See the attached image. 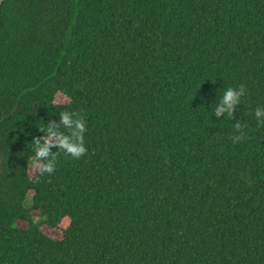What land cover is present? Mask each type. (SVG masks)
I'll list each match as a JSON object with an SVG mask.
<instances>
[{"label": "trees", "instance_id": "16d2710c", "mask_svg": "<svg viewBox=\"0 0 264 264\" xmlns=\"http://www.w3.org/2000/svg\"><path fill=\"white\" fill-rule=\"evenodd\" d=\"M241 84L235 118L216 117ZM257 108L264 0H5L0 264H264ZM62 111L82 112L87 154L31 175Z\"/></svg>", "mask_w": 264, "mask_h": 264}, {"label": "clouds", "instance_id": "9594fccd", "mask_svg": "<svg viewBox=\"0 0 264 264\" xmlns=\"http://www.w3.org/2000/svg\"><path fill=\"white\" fill-rule=\"evenodd\" d=\"M246 91L243 84L238 89L233 87L225 89L214 108V115L222 117L226 114L228 118L234 119L237 105L241 104ZM73 115L77 118L73 119ZM59 116L61 118L60 124L50 120L45 126L38 127V131L46 133V135L33 138L31 143L34 145V156L29 158L28 167L37 171L41 177L45 174L52 175L55 172L57 157L60 153H64L73 159H80L88 151L84 143V134L87 128L82 112L62 111ZM255 117L259 126H264V108H257ZM234 128L237 134L230 137L232 142L238 143L245 139L246 125L237 121ZM52 148H57L58 151L53 153Z\"/></svg>", "mask_w": 264, "mask_h": 264}, {"label": "rangeland", "instance_id": "374dc122", "mask_svg": "<svg viewBox=\"0 0 264 264\" xmlns=\"http://www.w3.org/2000/svg\"><path fill=\"white\" fill-rule=\"evenodd\" d=\"M55 102H56L57 104H67V103H69V100H68V98H66L64 95H62V94H58V95L56 96ZM35 172H36V171H35L34 169L29 168V173H30L31 175H34ZM31 203H32V195H28L27 200H26V202H25V205H26L27 207H29V205H31ZM42 231H43L47 236H49V237H51V238H53V239H62V238H63L62 233H61L60 231H58V230H54V229H49V228H48L47 226H45V225L42 226Z\"/></svg>", "mask_w": 264, "mask_h": 264}, {"label": "water", "instance_id": "95a60500", "mask_svg": "<svg viewBox=\"0 0 264 264\" xmlns=\"http://www.w3.org/2000/svg\"><path fill=\"white\" fill-rule=\"evenodd\" d=\"M5 0H0V6L2 5V3L4 2Z\"/></svg>", "mask_w": 264, "mask_h": 264}]
</instances>
